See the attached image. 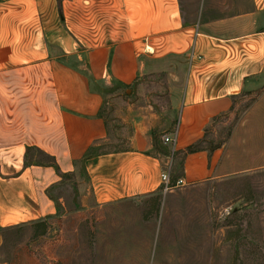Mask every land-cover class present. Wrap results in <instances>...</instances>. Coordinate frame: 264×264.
I'll return each mask as SVG.
<instances>
[{"label": "crops", "instance_id": "obj_1", "mask_svg": "<svg viewBox=\"0 0 264 264\" xmlns=\"http://www.w3.org/2000/svg\"><path fill=\"white\" fill-rule=\"evenodd\" d=\"M60 1L79 7L68 18L84 24L79 44L0 58V264L1 232L48 225L67 184L78 210L94 211L163 195L165 172L173 185L223 178L229 142L182 152L243 95L257 96L254 111L264 114V0H200L193 13L182 0ZM108 98L128 139L104 152ZM166 137L177 138L175 155Z\"/></svg>", "mask_w": 264, "mask_h": 264}, {"label": "rangeland", "instance_id": "obj_2", "mask_svg": "<svg viewBox=\"0 0 264 264\" xmlns=\"http://www.w3.org/2000/svg\"><path fill=\"white\" fill-rule=\"evenodd\" d=\"M58 1L52 5L44 0H0L2 61L32 46L58 54L67 43L79 44L84 24L68 19L79 7L73 3L64 9ZM198 2L182 0L184 11L200 9ZM88 25L97 30L93 21ZM95 35L93 40L98 39ZM111 100L104 107L110 125L104 152L124 149L128 139L127 127L117 116L119 107ZM257 100L253 94L237 98L232 111L215 120L199 144L214 151L229 142L225 177L94 211L78 210L77 193L69 183L57 191L61 211L48 225L1 232V260L7 264H264V114L254 111ZM111 253L137 257L102 256Z\"/></svg>", "mask_w": 264, "mask_h": 264}, {"label": "built area", "instance_id": "obj_3", "mask_svg": "<svg viewBox=\"0 0 264 264\" xmlns=\"http://www.w3.org/2000/svg\"><path fill=\"white\" fill-rule=\"evenodd\" d=\"M165 143L172 146V154L175 155L177 152V138L176 137H166ZM162 185L165 193L171 192L176 188L187 186L183 179H180L175 185L172 184L170 173L165 172L162 175Z\"/></svg>", "mask_w": 264, "mask_h": 264}, {"label": "trees", "instance_id": "obj_4", "mask_svg": "<svg viewBox=\"0 0 264 264\" xmlns=\"http://www.w3.org/2000/svg\"><path fill=\"white\" fill-rule=\"evenodd\" d=\"M200 143H201V142H198L197 144H195V145L189 147V148L187 149V153H186V155H188V154H194V153H197V152L202 151L203 149L199 148V144H200ZM92 154H93V153H91V152L88 153L87 156H86V158H90V157L92 156Z\"/></svg>", "mask_w": 264, "mask_h": 264}]
</instances>
